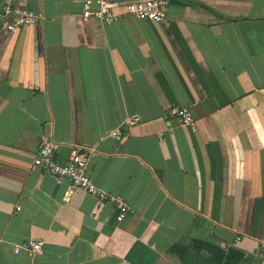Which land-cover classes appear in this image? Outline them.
Returning <instances> with one entry per match:
<instances>
[{"label":"crops","instance_id":"obj_1","mask_svg":"<svg viewBox=\"0 0 264 264\" xmlns=\"http://www.w3.org/2000/svg\"><path fill=\"white\" fill-rule=\"evenodd\" d=\"M83 2L0 0L40 15L13 33L0 17V264H217L210 246L260 262L264 0H168L158 22ZM43 139L61 164L85 152L121 221L34 166Z\"/></svg>","mask_w":264,"mask_h":264},{"label":"built area","instance_id":"obj_2","mask_svg":"<svg viewBox=\"0 0 264 264\" xmlns=\"http://www.w3.org/2000/svg\"><path fill=\"white\" fill-rule=\"evenodd\" d=\"M167 6L168 0H137L133 2L84 0L81 14L85 18L95 17L105 21H114L121 15L126 14L138 19L158 22L166 18ZM0 17L11 18L6 24V31L13 33L22 27L35 24L40 15L32 9L5 3L0 10ZM171 115L177 116L183 124H190V116L185 109L174 108L171 110ZM116 133L114 132L113 134L115 135ZM33 164L57 180L67 179L72 188H80L101 202L113 204L117 210V221H121L130 209L119 197L111 196L99 188L93 178L87 174V156L79 146H74L69 153L66 163L61 164L55 154L53 143L47 139H43L38 145ZM25 247L31 254L41 252V242L29 240ZM257 255L261 259L260 262H249L247 264H264V245L258 248Z\"/></svg>","mask_w":264,"mask_h":264},{"label":"trees","instance_id":"obj_3","mask_svg":"<svg viewBox=\"0 0 264 264\" xmlns=\"http://www.w3.org/2000/svg\"><path fill=\"white\" fill-rule=\"evenodd\" d=\"M198 243L202 245L201 242ZM208 250L217 264H247L246 259L238 251H231L228 254H224L219 249L211 246Z\"/></svg>","mask_w":264,"mask_h":264}]
</instances>
